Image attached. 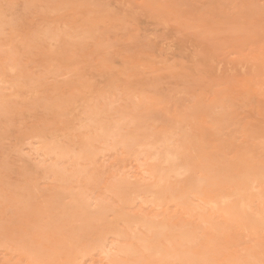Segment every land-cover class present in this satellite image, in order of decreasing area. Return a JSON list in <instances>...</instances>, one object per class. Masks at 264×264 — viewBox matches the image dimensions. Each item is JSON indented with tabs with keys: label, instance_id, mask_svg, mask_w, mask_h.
<instances>
[{
	"label": "rangeland",
	"instance_id": "rangeland-1",
	"mask_svg": "<svg viewBox=\"0 0 264 264\" xmlns=\"http://www.w3.org/2000/svg\"><path fill=\"white\" fill-rule=\"evenodd\" d=\"M0 264H264V0H0Z\"/></svg>",
	"mask_w": 264,
	"mask_h": 264
},
{
	"label": "bare ground",
	"instance_id": "bare-ground-1",
	"mask_svg": "<svg viewBox=\"0 0 264 264\" xmlns=\"http://www.w3.org/2000/svg\"><path fill=\"white\" fill-rule=\"evenodd\" d=\"M166 158V157H165ZM167 159H168V157H167ZM152 188V187H151ZM210 204H211V202H210ZM250 221V220H249ZM251 222V221H250Z\"/></svg>",
	"mask_w": 264,
	"mask_h": 264
}]
</instances>
